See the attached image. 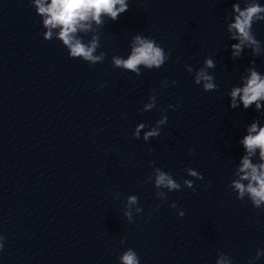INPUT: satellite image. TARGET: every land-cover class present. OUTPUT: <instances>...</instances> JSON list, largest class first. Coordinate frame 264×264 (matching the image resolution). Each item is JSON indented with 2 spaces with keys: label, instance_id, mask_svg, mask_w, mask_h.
Instances as JSON below:
<instances>
[{
  "label": "water",
  "instance_id": "water-1",
  "mask_svg": "<svg viewBox=\"0 0 264 264\" xmlns=\"http://www.w3.org/2000/svg\"><path fill=\"white\" fill-rule=\"evenodd\" d=\"M237 3L246 6V0H129L116 21L104 16L77 34L85 44L100 37L94 54L106 56L90 65L70 58L58 29L43 39L47 30L33 0H0V235L6 238L0 264H120L129 248L140 264H216L220 253L248 264L264 250V208L237 200L229 188L246 154L240 141L248 127H264V101L259 110L230 107L229 93L244 86L249 68L264 76V21L252 26L262 53L245 47L232 56L238 41L227 26ZM136 34L170 53L161 68L141 66L137 76L112 66L113 56L131 54ZM206 58L215 62L208 72L218 86L210 92L194 83ZM153 90L156 105L142 112ZM162 115L160 135L145 141ZM140 124L147 127L137 139ZM252 159L259 163L258 150ZM157 167L182 185L161 189L166 200L156 197L154 177L145 183ZM188 168L204 179L189 177ZM184 179L194 180L195 192ZM130 196L138 202L129 209ZM254 264H264V255Z\"/></svg>",
  "mask_w": 264,
  "mask_h": 264
},
{
  "label": "clouds",
  "instance_id": "clouds-1",
  "mask_svg": "<svg viewBox=\"0 0 264 264\" xmlns=\"http://www.w3.org/2000/svg\"><path fill=\"white\" fill-rule=\"evenodd\" d=\"M36 12L43 17L42 26L47 31L43 33L44 40H52L54 29H58L55 35L63 42V45L68 49L70 58H82L90 65L102 63L106 53L101 52L99 55L94 53L100 47L99 35H93L90 42L85 44L78 37V33H88L92 31L93 23L101 25L102 17L107 16L113 22L119 16L129 10V0H33ZM235 13L234 22L227 26L228 32L231 34V39L237 40L238 43L231 45L232 56L239 57L245 47L252 50L254 56H259L262 53L260 41L255 38L252 31V26L257 21H264V6L259 4L257 0H251L250 3L246 0V6L241 9L240 4H233ZM170 53L157 43L153 38L136 34L132 37L131 54L126 58L120 56L112 57V66L141 75V66L145 69H159L169 59ZM252 63H255L253 60ZM215 62L212 58H206L204 66L195 70L194 83L202 86L203 91L210 92L217 89L213 75L209 74L208 69L214 68ZM188 72H193L190 65H185ZM250 75L244 80L243 87H233L229 93L231 97L230 107L235 109L243 105L244 109H248L255 104L256 109L261 108V101H264V76H262L255 68H249ZM166 86V82H162ZM173 84L176 82L173 81ZM150 102L144 105L143 111H150L156 105L155 90L150 96ZM169 107H173L169 105ZM167 122V115H162L155 126L144 133V140L156 138L160 135L161 126ZM147 127L145 124H140L133 132L134 138H139L140 132ZM248 134L240 141L245 149V155L241 158L240 166L234 179L229 184V188L237 194V200H244L245 197L251 202L254 208H264V127L258 123H252L248 129ZM259 154V163H253V157ZM151 151V149H149ZM189 154H193V150L189 149ZM155 162H150L154 164ZM186 173L194 180H203L202 174L198 173L193 168L186 169ZM154 177V187L157 189L156 197L161 200L167 199V193L161 189H167L168 192L180 191L181 183L177 182L172 174L162 171L160 168H154L152 175L148 176L145 183L152 181ZM194 180L184 179L183 186L192 189L195 192ZM246 182V183H245ZM209 181L206 187H210ZM138 198L130 196L127 199L126 207L136 205ZM175 208L173 203L170 205ZM137 213H142V208H136ZM183 211L178 212V216H184ZM125 216L132 221L131 211H126ZM6 238L0 235V250L3 249V241ZM121 244L124 240L121 239ZM264 255V250H257L254 259H249L248 264H254L255 259H259ZM120 264H140V259L137 253L129 248L124 251L119 257ZM216 264H233L232 258L220 253Z\"/></svg>",
  "mask_w": 264,
  "mask_h": 264
}]
</instances>
